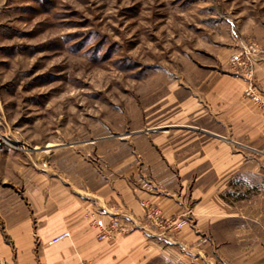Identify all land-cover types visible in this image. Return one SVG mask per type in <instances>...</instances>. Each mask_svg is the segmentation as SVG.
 Returning a JSON list of instances; mask_svg holds the SVG:
<instances>
[{
  "label": "crops",
  "instance_id": "crops-1",
  "mask_svg": "<svg viewBox=\"0 0 264 264\" xmlns=\"http://www.w3.org/2000/svg\"><path fill=\"white\" fill-rule=\"evenodd\" d=\"M223 29L214 60L170 85L165 121L105 137L107 166L41 172L0 200V264H264V116L228 64L264 48V23ZM255 79L264 96V56Z\"/></svg>",
  "mask_w": 264,
  "mask_h": 264
},
{
  "label": "rangeland",
  "instance_id": "rangeland-1",
  "mask_svg": "<svg viewBox=\"0 0 264 264\" xmlns=\"http://www.w3.org/2000/svg\"><path fill=\"white\" fill-rule=\"evenodd\" d=\"M255 23L264 0H0V200L41 172L103 169L105 137L165 121L223 27Z\"/></svg>",
  "mask_w": 264,
  "mask_h": 264
},
{
  "label": "built area",
  "instance_id": "built-area-1",
  "mask_svg": "<svg viewBox=\"0 0 264 264\" xmlns=\"http://www.w3.org/2000/svg\"><path fill=\"white\" fill-rule=\"evenodd\" d=\"M264 56V48L257 42L253 41L247 44L244 47H238L231 52L228 57V64L235 70L242 72L246 77L248 86L245 90V97L251 100L256 107L259 108L262 115L264 116V96L259 91L255 83L256 69L257 64ZM146 217L161 222L162 215L161 211L150 205L145 206ZM119 223L117 220L112 222V226H118ZM174 226L178 229H181L184 226V221H176ZM70 234L69 232L62 233L61 235L55 237L51 243H56ZM100 238H104V235H101Z\"/></svg>",
  "mask_w": 264,
  "mask_h": 264
}]
</instances>
